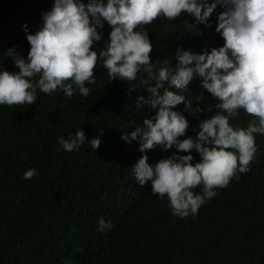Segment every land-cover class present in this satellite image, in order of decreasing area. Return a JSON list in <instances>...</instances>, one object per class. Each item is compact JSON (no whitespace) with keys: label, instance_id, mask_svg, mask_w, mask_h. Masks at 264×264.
I'll use <instances>...</instances> for the list:
<instances>
[{"label":"trees","instance_id":"1","mask_svg":"<svg viewBox=\"0 0 264 264\" xmlns=\"http://www.w3.org/2000/svg\"><path fill=\"white\" fill-rule=\"evenodd\" d=\"M51 2L0 0V66L16 70L6 50L26 56L29 44L22 25L34 31ZM222 10L219 5L213 10L208 26L193 24L194 18L183 12L138 25L153 45L149 55L156 68L165 58L174 67L177 45L195 52L222 45L214 31ZM109 30L105 22L104 38ZM94 74L95 83H86L87 97L78 91L65 97L57 89L37 91L32 105L0 104V264H264V135L254 134L256 152L248 171L237 170L224 186L214 187L216 195L195 215L180 217L171 211L166 194H153L148 182L135 181L130 169L141 152L137 141L121 139V132L154 114L155 109L146 104L136 108L135 102L137 95H150L147 88L155 80L138 72L132 82L110 81L99 59ZM129 83L136 89L129 91ZM169 90L205 110L218 102L206 91L195 101L202 91L199 78L187 89ZM184 114L190 125L186 136L194 135L191 129L199 119L211 115ZM253 118L240 109L229 123L246 127ZM78 127L86 141L71 152L63 150L57 137L74 135ZM98 135L101 142L93 149L87 140ZM173 151L146 150L147 162ZM191 151L195 162L199 155ZM31 167L39 174L23 179ZM202 187L191 190L195 194ZM101 217L111 223L104 231L97 227Z\"/></svg>","mask_w":264,"mask_h":264},{"label":"clouds","instance_id":"2","mask_svg":"<svg viewBox=\"0 0 264 264\" xmlns=\"http://www.w3.org/2000/svg\"><path fill=\"white\" fill-rule=\"evenodd\" d=\"M218 5L223 10L216 14L214 31L223 38L222 45L199 52L177 45L174 67L165 58L163 66L156 68L149 55L153 45L147 31L137 26L149 24L157 16L171 20L182 12L194 18L193 24L208 26ZM105 22L110 29L106 38L102 31ZM22 27L29 49L26 56L14 48L6 50L16 70L0 66V104L32 105L37 91L57 89L65 97L74 91L87 97L90 89L86 83H95L99 59L110 81L132 82L138 72L155 80L147 88L150 95H137L135 102L136 108L146 104L155 109L154 114L131 131L121 132V139L138 143L141 155L130 169L135 181L140 185L148 182L153 194H166L173 214L195 215L206 199L216 195L214 187L224 186L237 170L248 171L256 152L254 134L264 135V0H52L34 31ZM96 42L103 46L97 48ZM195 78L200 79L202 89L195 101L205 91L218 100L206 110L169 90L187 89ZM128 86L129 91L136 89L133 83ZM180 104L182 109L177 108ZM240 109L254 117L246 127L229 123ZM205 111L211 115L199 119L191 129L194 135L186 136L190 125L184 113L192 116ZM85 141L80 127L74 135L57 137V143L68 152ZM87 141L93 149L101 142L99 135ZM154 147L176 151L149 163L146 150ZM191 150L199 155L195 162ZM38 174L31 167L22 178L30 180ZM199 184L202 191L194 194L191 189ZM97 227L104 231L111 223L101 217Z\"/></svg>","mask_w":264,"mask_h":264}]
</instances>
